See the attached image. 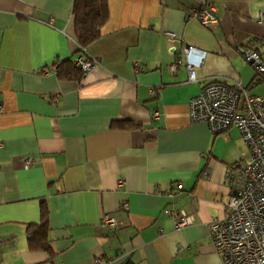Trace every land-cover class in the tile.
I'll return each instance as SVG.
<instances>
[{"label": "crops", "instance_id": "crops-1", "mask_svg": "<svg viewBox=\"0 0 264 264\" xmlns=\"http://www.w3.org/2000/svg\"><path fill=\"white\" fill-rule=\"evenodd\" d=\"M201 2L217 23L186 18ZM72 5L0 0V264H222L209 223L226 213L227 169L250 151L235 127L192 122L189 100L210 79L260 82L237 47L264 50V0H107L84 51ZM187 46L201 60L192 81L168 67ZM78 48L97 64L59 78L53 65ZM41 203L47 250L28 243ZM164 209L193 221L175 229Z\"/></svg>", "mask_w": 264, "mask_h": 264}, {"label": "built area", "instance_id": "built-area-1", "mask_svg": "<svg viewBox=\"0 0 264 264\" xmlns=\"http://www.w3.org/2000/svg\"><path fill=\"white\" fill-rule=\"evenodd\" d=\"M185 16L206 27L218 22L214 7L206 2L188 9ZM258 17L264 19V11L259 12ZM168 50L175 53L177 49L170 45ZM193 50L187 46L183 50L184 58L178 57L168 66L174 71L179 64L186 65L188 81L197 79L194 67L201 61L190 58ZM237 50L253 68L256 80L264 81V50L247 43L238 46ZM73 63L81 69L82 75L97 64L95 59L86 58L83 52ZM53 99L56 100V96ZM154 116L158 113L154 112ZM189 116L192 122H204L213 133L235 127L247 144L250 154L245 164L227 169L230 192L226 213L222 218L211 220L209 232L222 264H264V95L249 93L237 80L210 79L198 94L190 98ZM32 163L30 158L24 160L25 167ZM181 187V184H175L176 190ZM163 211L174 216L175 229L193 221V217L183 210L176 213L168 209ZM100 223L118 225V221L110 216H104Z\"/></svg>", "mask_w": 264, "mask_h": 264}, {"label": "trees", "instance_id": "trees-1", "mask_svg": "<svg viewBox=\"0 0 264 264\" xmlns=\"http://www.w3.org/2000/svg\"><path fill=\"white\" fill-rule=\"evenodd\" d=\"M72 16L74 19L75 40L79 48L85 50V47L96 41L100 36V28L107 17V0H73ZM79 48L77 54L81 53ZM73 61L70 58L58 61L56 75L59 78L79 79L82 72L78 66L74 65ZM254 77L257 79L256 74ZM47 220L46 206L41 203L40 223L35 230H31L30 227L28 230V243L30 246H40L45 250L48 249V243L45 242L48 230ZM126 264L132 263L127 262Z\"/></svg>", "mask_w": 264, "mask_h": 264}, {"label": "rangeland", "instance_id": "rangeland-1", "mask_svg": "<svg viewBox=\"0 0 264 264\" xmlns=\"http://www.w3.org/2000/svg\"><path fill=\"white\" fill-rule=\"evenodd\" d=\"M252 70H253V68H252ZM248 92L251 93V94L252 93L264 94V81H260V82L256 83L254 87H251L250 89H248Z\"/></svg>", "mask_w": 264, "mask_h": 264}]
</instances>
